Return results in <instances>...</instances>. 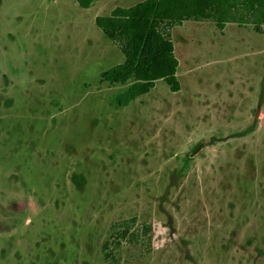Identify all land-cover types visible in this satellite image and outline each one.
<instances>
[{
    "label": "rangeland",
    "instance_id": "rangeland-1",
    "mask_svg": "<svg viewBox=\"0 0 264 264\" xmlns=\"http://www.w3.org/2000/svg\"><path fill=\"white\" fill-rule=\"evenodd\" d=\"M139 1L0 0V264H264V32L182 22L180 88L119 106L95 16ZM132 215L166 238L106 260Z\"/></svg>",
    "mask_w": 264,
    "mask_h": 264
},
{
    "label": "trees",
    "instance_id": "trees-1",
    "mask_svg": "<svg viewBox=\"0 0 264 264\" xmlns=\"http://www.w3.org/2000/svg\"><path fill=\"white\" fill-rule=\"evenodd\" d=\"M74 1L88 8L97 0ZM186 19L213 21L220 31L226 23L234 22L262 33L264 0H141L96 15L95 24L124 56L101 73L110 83H127L116 95L119 106L147 93L158 79L173 91L180 88L172 30ZM163 233L159 222L139 220L136 215L121 217L110 224V236L102 245L103 256L110 262L117 261L123 242L139 244L148 251L156 240L166 238Z\"/></svg>",
    "mask_w": 264,
    "mask_h": 264
},
{
    "label": "flooded vegetation",
    "instance_id": "flooded-vegetation-1",
    "mask_svg": "<svg viewBox=\"0 0 264 264\" xmlns=\"http://www.w3.org/2000/svg\"><path fill=\"white\" fill-rule=\"evenodd\" d=\"M118 5H123V4H118ZM116 6V5H115ZM188 21H193V22H196V21H209V20H194V19H186V20H184L183 21V23L184 22H188ZM209 22H213V21H209ZM214 23V22H213ZM230 23H234V22H228V23H226V25H225V27H224V29L222 30V31H220L217 27V29H218V31L221 33V35H223L224 33H225V31H226V28H227V26L228 25H230ZM215 24V23H214ZM235 24H237V23H235ZM178 25H180V24H178ZM178 25H175L174 27H176V26H178ZM240 26V25H239Z\"/></svg>",
    "mask_w": 264,
    "mask_h": 264
},
{
    "label": "crops",
    "instance_id": "crops-1",
    "mask_svg": "<svg viewBox=\"0 0 264 264\" xmlns=\"http://www.w3.org/2000/svg\"><path fill=\"white\" fill-rule=\"evenodd\" d=\"M192 23V22H191ZM175 28V27H174ZM174 28H173V30H174ZM173 30H172V33H173Z\"/></svg>",
    "mask_w": 264,
    "mask_h": 264
},
{
    "label": "water",
    "instance_id": "water-1",
    "mask_svg": "<svg viewBox=\"0 0 264 264\" xmlns=\"http://www.w3.org/2000/svg\"><path fill=\"white\" fill-rule=\"evenodd\" d=\"M257 112H258V110H257Z\"/></svg>",
    "mask_w": 264,
    "mask_h": 264
}]
</instances>
